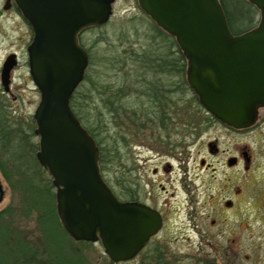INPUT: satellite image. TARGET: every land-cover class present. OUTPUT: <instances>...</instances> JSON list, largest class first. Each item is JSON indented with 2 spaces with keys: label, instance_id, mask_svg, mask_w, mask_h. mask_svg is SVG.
I'll use <instances>...</instances> for the list:
<instances>
[{
  "label": "rangeland",
  "instance_id": "1",
  "mask_svg": "<svg viewBox=\"0 0 264 264\" xmlns=\"http://www.w3.org/2000/svg\"><path fill=\"white\" fill-rule=\"evenodd\" d=\"M137 2L116 0L106 25L88 29L79 36L90 55L87 70L90 79L83 82L77 94V101L82 104L83 123L93 128L99 124L102 127L99 137L119 143L118 157L107 172L106 181L111 189L117 188L118 194H122V187L138 196L147 191L150 203L163 210L165 216V223L148 247L135 259L118 264H264V209L260 208L261 201L251 198L255 193H264V109L260 110L255 131L258 139L254 135L244 138L255 154L257 173L245 180V199L239 205L240 220L238 215L223 216L221 223L211 228L210 218L215 209L205 197L210 184L201 159H207L209 141L219 138L223 148L227 144L231 147L236 141L240 143V135L222 131L213 121L207 123L202 116L209 114L202 106V116L197 114V104L192 102L194 92L188 90L183 95L180 91L182 80L187 82L186 73L182 78L180 75L172 78L173 74L160 77L163 73L155 67L149 71L142 68L138 57L151 63L158 54L172 55L173 44L171 40L152 39L155 31L151 21ZM3 7L4 2H0V71L11 53L17 55L18 65L12 72L10 91L17 99L2 95L0 83V180L5 190L0 204V232L4 230L5 239L0 243V264H67L69 259L79 264H114L104 254L100 242L88 244L73 240L54 218L56 189L51 184V176L36 158L39 137L35 134L33 115L40 102V92L28 70L26 50L32 32L21 16ZM174 50L178 52L179 48ZM135 74L140 77L145 74L147 78H144L150 80L162 78L165 83L179 82V112L160 113L156 105L157 110H153L154 104L147 98L137 100L129 92L136 85ZM125 78L129 83L123 92L128 94L122 100L114 91L120 89ZM94 84L97 88L112 87L117 102L127 112L121 117L125 122L122 126L104 110ZM83 93L91 98L84 101ZM139 107L149 112L144 128H135L128 119L131 111ZM120 137L126 139L125 143H120ZM166 162L173 166L172 173L156 175L155 170ZM221 162L222 159L214 160L219 168L218 179H224ZM162 184L169 190L168 195L160 189ZM215 185L213 188L217 189ZM36 187L40 191L34 194ZM217 248L222 259L214 257Z\"/></svg>",
  "mask_w": 264,
  "mask_h": 264
},
{
  "label": "water",
  "instance_id": "2",
  "mask_svg": "<svg viewBox=\"0 0 264 264\" xmlns=\"http://www.w3.org/2000/svg\"><path fill=\"white\" fill-rule=\"evenodd\" d=\"M14 1L33 32L27 47L29 72L40 92L34 111L39 137L36 158L56 189L60 225L77 242H100L114 263L135 259L162 228L160 213L120 201L100 171V151L71 108L90 64L79 43L89 28L106 25L116 0ZM260 14L258 25L235 35L220 0H138L150 20L173 37L186 59V80L199 104L234 129L258 121L264 109V0H245ZM18 65L9 55L1 71L5 93ZM5 190L0 180V204Z\"/></svg>",
  "mask_w": 264,
  "mask_h": 264
},
{
  "label": "flooded vegetation",
  "instance_id": "3",
  "mask_svg": "<svg viewBox=\"0 0 264 264\" xmlns=\"http://www.w3.org/2000/svg\"><path fill=\"white\" fill-rule=\"evenodd\" d=\"M0 2H4L5 5V0H0ZM15 11L19 16L23 17V14L21 10L19 9L18 5L12 1V5L9 8V10ZM7 10V11H9ZM6 11V10H5ZM25 20V19H24ZM26 21V20H25ZM27 22V21H26ZM28 23V22H27ZM29 25V24H28ZM31 27L29 26V29ZM32 32V29H31ZM83 33V32H82ZM81 33V34H82ZM80 34V36H81ZM32 37H33V32H32ZM79 43L82 45L80 37H79ZM83 46V45H82ZM176 51L174 48H172V55L175 57L177 54L179 56V53H175ZM12 54V53H11ZM168 55V61L174 59H170V53H167ZM171 55V57H172ZM5 61L2 63V68L3 64ZM167 67L163 68L164 72L163 74L160 75L162 76H169L170 71L172 72V78L177 77V73L175 68H171L168 64L166 65ZM1 68V71H2ZM0 71V72H1ZM0 81H1V76H0ZM12 81V80H11ZM10 81V82H11ZM1 83V82H0ZM179 82H172V83H165L162 78L159 79L158 81V87L160 90V99L157 102V108L159 109L160 113H177L180 110V95L179 93ZM2 86V84H1ZM3 87V86H2ZM11 87V84H10ZM10 92V91H9ZM3 94H8L10 96H13L14 99H17L11 92L10 93H5L4 88L2 91ZM156 106H153V110H157ZM263 110V109H262ZM260 111V110H259ZM261 112V111H260ZM261 117V113H259V118L257 123L246 129H234L231 128L223 123H220L219 121H215L213 124L219 126V128L226 132L229 133L232 136H239L240 135V143L239 141H236L234 144H231V147H229V144H227V147L223 148L221 145V140L219 138H215L214 140L209 141V143L206 144L207 147V159L203 158L201 159V165L203 163V170L206 171V173L209 175L208 179V184L206 187V200L207 203L210 205L211 208L215 209L214 216H211L210 218V226L211 228L217 227L222 221L223 216L227 215H232V216H239L240 215V203L241 201L245 199V190H244V183L246 182L245 180L250 176V174H255L257 173V170H255L256 166V159L254 158V153L252 149L250 148L248 143H244V138L245 136L248 135H254L255 139L256 138V133L255 131L258 130V125H259V120ZM264 118V116H263ZM169 119V118H168ZM175 123V122H172ZM264 124V122H263ZM262 124V125H263ZM261 125V126H262ZM163 129L165 128L162 126ZM169 128L168 130H170ZM175 129V128H174ZM177 129V128H176ZM170 136H168L169 138ZM170 140V139H168ZM217 159H222V175H224V179L220 178L218 179L217 172L219 171V168L217 169L214 163V160ZM156 175H162L172 173L173 171V166L170 164V162H166L165 165L161 166L160 168L156 169ZM224 173V174H223ZM256 182H259L258 180L255 179ZM216 184L215 186L217 189L213 188V185ZM117 189V188H116ZM116 189H112L114 194L117 196V199L120 201H129V202H139L142 204H145L154 210H157L161 217H162V222L163 224L165 223V216L163 210L159 209L158 207L154 206L152 203H150L148 192H144L143 196H129V195H123L121 193L118 194V191ZM162 192L164 194H169V190L167 189L166 186L163 184L161 185ZM252 200L255 201H261V209H264V193H255L251 196ZM166 206V205H165ZM164 206V207H165ZM239 211V212H237ZM234 219V218H233ZM224 220V218H223ZM237 220H240V216ZM240 225V221L237 222ZM153 239V238H152ZM151 239V240H152ZM232 239V238H230ZM229 240V239H228ZM150 243V242H149ZM148 243V244H149ZM148 244L146 247H148ZM145 247V248H146ZM144 248V249H145ZM143 249V250H144ZM222 254H220L219 248L216 249V253L214 255L215 258H220L222 259ZM213 263V261L211 262ZM214 264V263H213Z\"/></svg>",
  "mask_w": 264,
  "mask_h": 264
},
{
  "label": "trees",
  "instance_id": "4",
  "mask_svg": "<svg viewBox=\"0 0 264 264\" xmlns=\"http://www.w3.org/2000/svg\"><path fill=\"white\" fill-rule=\"evenodd\" d=\"M221 4H222V8L225 11V14L227 16V20L230 26L231 31L233 32V34L238 35L241 34L243 32L249 31L253 28H255L258 25V17H259V11L257 10L256 7H253V5H251L249 2L245 1V0H220ZM147 16V15H146ZM148 17V16H147ZM149 18V17H148ZM150 20V18H149ZM151 21V25H152V29L155 31V35L152 36V39L154 40H158L159 38H162L163 40H171V44H173L172 48H176L177 47V43L175 41V39L171 36H169L167 33H165L163 30L161 31V29L159 27H157V25L155 23H153L152 20ZM98 28V27H97ZM88 51V50H87ZM175 53H179V56L177 55L176 58L172 59L171 61L167 60L169 57L166 54H158L155 56V58H152V61L150 63V61L148 60H143L140 57H138V60L141 61L142 63V68H144L145 70H150L152 67H155L156 69H158V72L160 71L161 73L164 72L163 68L167 67L166 65L168 64L171 68H175L176 72H178L179 74H177V76L180 75V77L182 78V76H184L185 71H186V59L184 58L182 52L179 50L178 52L176 51ZM171 54V53H170ZM171 57V55H170ZM173 58V55H172ZM141 59V60H140ZM157 71V70H156ZM172 72L170 71V75ZM146 74V72H145ZM144 75L145 78L146 75ZM136 78V81H134V83L136 84L135 86H137V88L135 86H132L129 92H131V94H135L136 99L137 100H144L145 98H147L149 101H151L152 104L157 105V102L160 99V90L158 87V81L159 79H145L144 77H140L139 75L135 74L134 75ZM139 76V77H138ZM89 76L86 74V77L84 82L89 80L90 78H88ZM128 78H125L122 81V84H120L119 86V90L118 91H114V94L117 93L118 96L120 98H122V100L125 98V96H127L128 92H123L126 88V85L129 83V81H127ZM95 87V84H94ZM97 89L98 92H100L101 98H102V102H103V108L105 111H107L109 114H111L114 118V121L117 122V124L119 123L120 126H122L121 124L125 123L124 119L122 120V116L124 114H126V109L125 107L121 104L117 102V98L115 97V95H113V90L111 86L108 85H102V87H95ZM79 90V89H78ZM78 90L76 91L74 97L72 98L71 101V108L74 111L75 115L77 116L78 120H80V122L82 123V125L86 128V130L90 133V135L94 138V140L96 141L97 145H98V150L100 151V161H99V165H100V171L102 172V175L106 181V175L107 172H110L111 169V165H114L116 162V159L118 157V153L119 150L116 149L118 148V144L114 141L112 143L110 138H101L99 137V134H101V126H98L93 128L91 126H85L83 123V119L82 116L80 114V107H82V104L80 102H78ZM192 91L186 82H184V80H182V82L180 83V91L183 95H185V93L187 91ZM83 96V97H82ZM81 96V98L85 101L87 100V98H91L90 95H88L87 93H83ZM81 100V99H80ZM119 100V99H118ZM193 104L196 105L198 107L197 110V114L201 115L202 111L204 110L201 105L199 104V100L198 97L194 94L193 95ZM138 103V101H137ZM119 104V105H118ZM156 111V110H155ZM143 111L140 107L139 109H133V111H131L130 115L128 116L129 122L131 125H134L135 128H144L145 121H148V119H146V115H149V112H145ZM157 113V112H155ZM202 116V115H201ZM208 117H204V120H207L208 122H215L217 121L216 119H214L211 115H207ZM140 123V124H139ZM103 126V125H102ZM122 140V141H121ZM126 139L124 137H120V143H125ZM36 149L38 148L37 146L35 147ZM107 182V181H106ZM108 183V182H107ZM32 188V187H31ZM51 188V185H49V190ZM123 188V195H129V196H134L135 193L131 192V191H124V187ZM39 187H36L34 190L35 193H39ZM55 196L53 195V198ZM55 217V219H57V221L59 222L56 214H53ZM60 224V223H59ZM2 227V224L0 223V228ZM2 229V228H1ZM64 231V230H63ZM4 232V230H3ZM3 232H0V243L3 241L4 242V235ZM65 233V231H64ZM19 249H23L21 247H19ZM26 253V252H25ZM22 261V260H21ZM24 264H29L25 263ZM33 264V263H31ZM67 264H79V263H73L72 260H68Z\"/></svg>",
  "mask_w": 264,
  "mask_h": 264
}]
</instances>
